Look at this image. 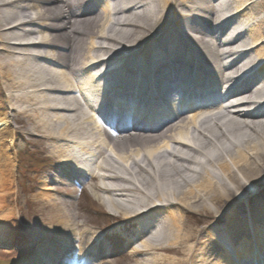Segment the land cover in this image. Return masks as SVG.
<instances>
[{
  "label": "bare ground",
  "instance_id": "obj_1",
  "mask_svg": "<svg viewBox=\"0 0 264 264\" xmlns=\"http://www.w3.org/2000/svg\"><path fill=\"white\" fill-rule=\"evenodd\" d=\"M99 2L0 0V98L22 92L13 101L29 115L10 133L37 137L45 158L83 173L73 153L95 147L89 193L106 208L101 215L140 230L130 241L134 264H234L223 240L239 262L264 264V110L249 108L264 106V0H113L101 10ZM32 10L34 18L16 22ZM32 37L38 41L28 42ZM108 78L123 102H108ZM234 82L241 88H230ZM181 88L191 98L197 89L229 96L193 109L173 100ZM131 91L136 101L128 107ZM158 95L171 114L151 107ZM4 115L0 127H10ZM48 183L38 198L50 199ZM52 211L48 261L62 264L77 223L71 213ZM82 234L73 240L80 264H109L83 248L95 233ZM18 241L0 228V244ZM158 252L173 257H154Z\"/></svg>",
  "mask_w": 264,
  "mask_h": 264
},
{
  "label": "rangeland",
  "instance_id": "obj_2",
  "mask_svg": "<svg viewBox=\"0 0 264 264\" xmlns=\"http://www.w3.org/2000/svg\"><path fill=\"white\" fill-rule=\"evenodd\" d=\"M100 5L103 4L100 3ZM28 12H30L29 17L21 19L19 17L16 22H25L34 18V15H32L34 11ZM248 29L253 28L248 26ZM33 41H38V37H32L28 40V42ZM97 42L99 43V40H96ZM42 64L46 67L49 66L46 63ZM21 93L20 91L5 93L0 98V119L3 120L6 113L11 118L10 127H0V158L6 162L4 163L6 167L4 165L0 166V227L7 226L16 235V239H22L24 242L29 237V240H27L29 245L28 247H20L19 251L24 249L21 252H15L16 250L7 251L8 247L3 248V246H0V259L10 262L26 261L28 256L33 257L36 247L49 244L44 238V233L46 229L49 230L47 219L54 216L52 211L54 206L59 213H71L69 216L72 217V221L76 219L77 225L73 227V238L69 240L70 244L68 243V245L76 246L77 243L73 240L77 239L78 234L81 236L83 232L96 233L91 242L87 241L91 239L90 235L83 236V239L87 242L85 245L83 243L79 244L83 245L85 251H91L90 248L94 244L97 245V241L103 242L105 250L111 251L112 255L103 258L102 261L105 260L109 264H134V260H131L130 257L132 254L130 241L134 240L137 233L140 232L138 227H131L129 230L126 219L113 217L112 219L117 221L113 220L111 222L104 216L99 215V212L106 213V208L94 200L89 191L72 185L71 178L67 176L65 171H71L69 165L67 166L69 163H66V166L64 165V162L67 161H56L55 159L49 161L43 156L45 147L38 141L39 139L24 134V130L18 134L12 135L10 133L17 128L23 129L24 123L29 120V115L19 113L26 111V105L17 104L13 101V96H18ZM13 120H19V122L16 123ZM86 146L85 144L84 147L77 149L73 156L80 159L83 152H89ZM53 164L55 168H52ZM56 164L64 166L57 167ZM48 179L52 181V183L47 184L52 189L49 194L50 199L44 197L46 193H42L43 198H38L43 190V182H47ZM87 186H89V183ZM43 205L47 206V216L42 211ZM148 223L150 224V222ZM123 235L124 237L126 235L125 239L121 238ZM37 237L39 239H35ZM35 240H37V243H35ZM136 248L139 249V246ZM221 253L224 254L225 252ZM230 254L232 256L231 252ZM154 255V257L160 258H163V256L173 257L172 254L159 252ZM232 260L234 261L233 256Z\"/></svg>",
  "mask_w": 264,
  "mask_h": 264
}]
</instances>
